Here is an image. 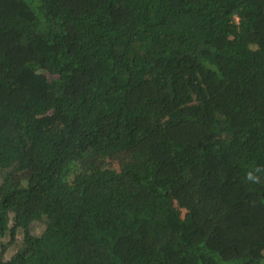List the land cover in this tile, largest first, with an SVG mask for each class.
<instances>
[{"label":"trees","instance_id":"obj_1","mask_svg":"<svg viewBox=\"0 0 264 264\" xmlns=\"http://www.w3.org/2000/svg\"><path fill=\"white\" fill-rule=\"evenodd\" d=\"M256 167L264 0H0V264H264Z\"/></svg>","mask_w":264,"mask_h":264},{"label":"clouds","instance_id":"obj_2","mask_svg":"<svg viewBox=\"0 0 264 264\" xmlns=\"http://www.w3.org/2000/svg\"><path fill=\"white\" fill-rule=\"evenodd\" d=\"M264 168L256 167L248 170L244 176V181L250 184H260L264 183Z\"/></svg>","mask_w":264,"mask_h":264},{"label":"rangeland","instance_id":"obj_3","mask_svg":"<svg viewBox=\"0 0 264 264\" xmlns=\"http://www.w3.org/2000/svg\"><path fill=\"white\" fill-rule=\"evenodd\" d=\"M46 76L48 77V75L46 74ZM183 212V211H182ZM34 230L37 232L39 231V226H37V228H34ZM21 245V235H17L16 236V241L12 242L11 245H9L7 248H6V251L4 252L3 256L5 258H9L12 253H14V251H16L18 249V247Z\"/></svg>","mask_w":264,"mask_h":264}]
</instances>
